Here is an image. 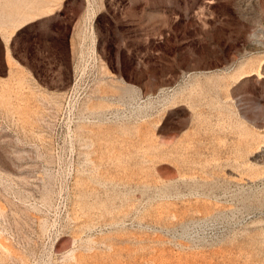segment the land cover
<instances>
[{"label":"rangeland","instance_id":"1","mask_svg":"<svg viewBox=\"0 0 264 264\" xmlns=\"http://www.w3.org/2000/svg\"><path fill=\"white\" fill-rule=\"evenodd\" d=\"M263 44L264 0H0V264H264Z\"/></svg>","mask_w":264,"mask_h":264},{"label":"bare ground","instance_id":"2","mask_svg":"<svg viewBox=\"0 0 264 264\" xmlns=\"http://www.w3.org/2000/svg\"><path fill=\"white\" fill-rule=\"evenodd\" d=\"M54 5V4H53ZM48 6V5H47ZM56 7V6H55ZM54 8V7H53ZM43 9V8H42ZM55 10V9H54ZM88 12H89V17H90V19H94L95 17H96V15H95V13H94V10H92V9H89L88 10ZM24 26V25H23ZM21 25H20V27L19 28H17L15 31H17V30H19V29H21ZM15 33V32H14ZM13 34V33H12ZM11 34V35H12ZM13 36H14V34H13ZM7 40V42H9L10 40H11V36L9 37V39H6ZM264 45V44H263ZM262 45V46H263ZM260 47V46H259ZM262 50H263V48H262ZM252 69V68H251ZM255 69V68H254ZM226 70V69H225ZM253 72H255V71H253ZM251 73H252V71H251ZM248 74V73H247ZM254 74V73H253ZM252 74V75H253ZM249 76V75H248ZM243 77H244V75H243Z\"/></svg>","mask_w":264,"mask_h":264},{"label":"snow or ice","instance_id":"3","mask_svg":"<svg viewBox=\"0 0 264 264\" xmlns=\"http://www.w3.org/2000/svg\"><path fill=\"white\" fill-rule=\"evenodd\" d=\"M49 43H51V41H49Z\"/></svg>","mask_w":264,"mask_h":264}]
</instances>
